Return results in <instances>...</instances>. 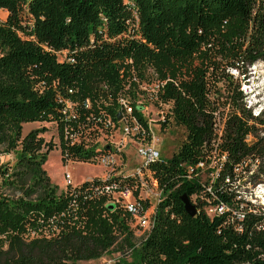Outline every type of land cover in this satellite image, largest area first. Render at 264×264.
Returning <instances> with one entry per match:
<instances>
[{
  "label": "trees",
  "instance_id": "16d2710c",
  "mask_svg": "<svg viewBox=\"0 0 264 264\" xmlns=\"http://www.w3.org/2000/svg\"><path fill=\"white\" fill-rule=\"evenodd\" d=\"M0 11V156L15 157L0 166V264H77L124 248L133 264H264V207L246 213L240 232L225 216L208 218L199 203L189 217L180 198L191 202L203 187L179 166L209 163L217 145L227 161L212 194L227 203L237 202L235 193L219 184L245 159H257L252 182L264 175V117L246 108L228 73L246 75L264 61V0H0ZM135 64H152L167 80L157 96L169 105L167 122L184 133L176 152L148 168L164 200L137 247L122 207L82 195L105 180L58 193L43 169L52 151L39 136L46 129L22 132L24 124L55 122L62 163H92L94 150L64 140V127L76 123L62 109L76 104L86 127L107 117L118 126V98L141 80ZM129 105L147 130L140 107ZM251 170L248 163L240 173ZM29 229L38 236L25 239Z\"/></svg>",
  "mask_w": 264,
  "mask_h": 264
},
{
  "label": "built area",
  "instance_id": "2783aa9c",
  "mask_svg": "<svg viewBox=\"0 0 264 264\" xmlns=\"http://www.w3.org/2000/svg\"><path fill=\"white\" fill-rule=\"evenodd\" d=\"M131 61H129L130 63ZM264 64V61H258L248 67L246 75L239 72L237 68H229V75L239 82V90L243 94V101L247 109H249L254 116L264 117V98L261 93L255 90L250 84L251 75L255 72L258 66ZM158 85L156 88L158 89ZM71 93V90L69 91ZM86 108L88 102L83 104ZM77 105L71 102H67L66 106L62 109V113L67 118H71L75 121L76 127H64L63 138L69 145H76L84 150H94L96 156L92 163L101 165L104 169L105 175L103 178L91 177L87 181H91L93 178H99L105 180L104 182L90 183V185L82 191V195L85 197H105L107 198V204L119 205L122 207L125 213L129 217L136 220V225H139L148 232L153 227L154 215L158 204L164 200V191L152 179L151 173L148 171L150 165L161 161V157L156 149L154 143V137L151 133V129L148 126V122L143 117L142 109L140 107L139 112L142 115L143 121L147 125V130L143 124L139 122L135 116L132 115V107L126 102L123 96L118 98V107L120 113V120L117 122L118 126L122 122L123 126L118 127L114 124L109 117L105 119V124L102 127L94 125L93 127H86L87 124H82L77 119L76 108ZM90 121V117H86V123ZM119 130L124 137H127L130 142L134 144L136 142L138 147L136 150L137 158L140 161V165L137 168L131 170V172L123 173L117 172L115 167L123 165L124 151L120 149L123 142L120 145H114L99 139V135L111 132L112 130ZM253 140L252 135H248L245 139L246 143H251ZM124 146H127L125 144ZM108 147V150L106 149ZM1 159V156H0ZM245 159L242 164L234 170L235 175L233 178L227 176L221 182L220 186L224 188V191L235 193V201L233 203H227L221 201L216 195L212 194V187L219 178V173L223 170L227 161L226 153L219 151L217 145L211 153L209 163L200 162L196 165L186 166L184 164L179 165L184 169V177L188 181H195L198 179L203 187L201 194H194L191 198V203L200 204V210L205 213L208 218H214L219 216H225V225H230L236 231H242V223L245 220L247 212L256 213L253 207H264V175L260 176V180L256 183L252 182L251 176L256 170L257 159L253 158ZM248 163H252V170L240 173V171ZM3 163L0 162V166ZM119 164V165H118ZM147 169V170H146ZM242 175V176H241ZM122 176L123 178H131L135 181L134 184L127 185L114 180V177ZM203 176H209L207 181H202ZM108 179V180H107ZM65 188H75L78 185H73L69 174L64 173ZM73 190V189H72ZM75 191H72V193ZM137 193V194H136ZM204 193H209L212 198L204 196ZM212 194V195H211ZM135 222V221H134ZM52 223V221H50ZM131 223L129 228L133 230ZM45 229V227H44ZM259 229V227H257ZM39 230L29 229L26 232L25 239H32L38 236ZM146 235L143 237L145 238Z\"/></svg>",
  "mask_w": 264,
  "mask_h": 264
},
{
  "label": "rangeland",
  "instance_id": "374dc122",
  "mask_svg": "<svg viewBox=\"0 0 264 264\" xmlns=\"http://www.w3.org/2000/svg\"><path fill=\"white\" fill-rule=\"evenodd\" d=\"M5 18L6 13L0 11V21H4ZM129 65L132 64L129 63ZM135 71L141 73V80L136 84L135 88L131 91V94L126 95L124 98L128 104L134 103L141 107L143 117H145L148 126L151 129L150 131L154 137V143L161 159H168L174 152H176L184 133L182 129L176 127L173 123L167 122L165 113H167L169 105L161 104L157 96L156 87L160 84H164L167 80L163 81L160 79L158 70L152 64H147L146 66L140 65L139 67L135 64ZM250 84L255 87L254 89L260 92L261 96L264 98V64L258 66L255 72L251 75ZM219 87H221L220 84ZM122 126L123 124L121 122L118 127ZM42 127H44L46 131L39 136L44 139L45 143L52 144V151L48 154L43 169L47 172L51 183L58 187V193H63L66 190L64 173L69 174L73 185L85 182L91 177H104L105 172L101 165L94 163H62L59 151L57 125L55 122L24 124L22 132L23 135H25L31 130ZM262 133L264 134V129ZM104 136L107 138L104 139ZM99 139H104L116 146L120 145V142H123L120 149H123L124 151V162L123 165L118 164L119 166L115 167L117 172L122 171L123 173H128L140 165L135 150L138 147V144L136 142H134V144L130 142L129 139L124 137L119 130L114 129L104 135L100 134ZM125 144H127V146H124ZM42 151L45 152V149ZM14 160L15 157L13 153L8 155L2 154L0 162L11 165L14 163ZM208 178L209 176H203L202 181L205 182ZM262 200L263 203L264 198ZM131 223H133L132 227L135 226L132 228L134 235L132 243L136 244L137 247L143 237L149 232L139 225H136V220H134V218H127V224L130 225ZM133 253V251L124 248L122 251L105 254L97 260L78 262L77 264H133L135 262Z\"/></svg>",
  "mask_w": 264,
  "mask_h": 264
},
{
  "label": "water",
  "instance_id": "95a60500",
  "mask_svg": "<svg viewBox=\"0 0 264 264\" xmlns=\"http://www.w3.org/2000/svg\"><path fill=\"white\" fill-rule=\"evenodd\" d=\"M108 150V147L106 148ZM183 207H184V211L187 213V215L189 217H195V215L197 214V210L196 207L190 202L189 198L186 195H183L180 198ZM109 209L113 210L114 209V205L110 204L109 205Z\"/></svg>",
  "mask_w": 264,
  "mask_h": 264
},
{
  "label": "crops",
  "instance_id": "0c3cea01",
  "mask_svg": "<svg viewBox=\"0 0 264 264\" xmlns=\"http://www.w3.org/2000/svg\"><path fill=\"white\" fill-rule=\"evenodd\" d=\"M48 175V174H47Z\"/></svg>",
  "mask_w": 264,
  "mask_h": 264
}]
</instances>
